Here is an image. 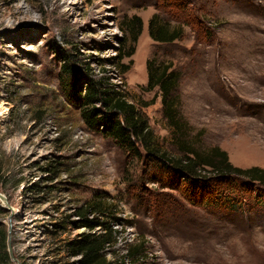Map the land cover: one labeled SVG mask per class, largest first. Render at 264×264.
I'll return each instance as SVG.
<instances>
[{"label": "rangeland", "instance_id": "1", "mask_svg": "<svg viewBox=\"0 0 264 264\" xmlns=\"http://www.w3.org/2000/svg\"><path fill=\"white\" fill-rule=\"evenodd\" d=\"M154 14L182 36L155 41ZM133 15L143 23L135 43L122 30ZM149 60L181 74L183 131L147 89ZM86 77L120 85L162 152L181 157V141L196 138L235 166L264 168V0H0V191L11 207L0 199V264H78L69 241L104 232L82 226L95 203L106 215L88 218L118 231L112 261L132 264L128 248L141 240L136 264H264V198L252 191L233 210L191 203L184 181L152 182L143 159L90 131L66 98L65 84Z\"/></svg>", "mask_w": 264, "mask_h": 264}, {"label": "trees", "instance_id": "2", "mask_svg": "<svg viewBox=\"0 0 264 264\" xmlns=\"http://www.w3.org/2000/svg\"><path fill=\"white\" fill-rule=\"evenodd\" d=\"M142 27V18L133 15L124 21L122 30L125 34L131 35L135 43ZM149 33L155 41L172 42L182 36L183 29L163 23L160 15L154 14L149 22ZM123 42L122 40L124 45ZM134 52V46L129 51L123 49L118 58L129 57ZM122 67L123 73H126L131 66L122 64ZM171 68L170 64L149 60L147 89L158 88L163 111L169 124L175 130L183 131L187 123L178 111L180 100L178 87L181 74ZM66 84L64 91L66 98L81 109V116L87 128L111 138L131 156L143 159L147 167L152 170V182L160 183L166 178L170 181L166 186L179 190L184 181L186 186L182 192L191 203L206 202L208 205L214 204L233 210H239L247 193L252 191L255 192L256 200L264 198L262 190L264 168L235 166L230 161L228 152L219 146L202 150L196 147V138H192L181 141L180 149L183 151L181 157H173L167 152H162L153 140L155 133L148 119L137 105L120 91V85L110 83L106 78L93 77H86L84 83L74 79ZM103 205L104 203H95L85 209L82 213V226L90 230L101 227L104 232L84 233L68 243L71 254L80 255L78 264H126L122 259L112 261L105 254L109 246L117 243L118 231L106 221L88 218V211L91 209L106 215ZM4 211L5 209L0 207V212ZM115 219L116 224H119L120 218ZM0 236L6 242L8 232L5 227L0 229ZM143 252L144 242L139 240L129 246L126 256L131 259L132 264H136L143 258Z\"/></svg>", "mask_w": 264, "mask_h": 264}, {"label": "water", "instance_id": "3", "mask_svg": "<svg viewBox=\"0 0 264 264\" xmlns=\"http://www.w3.org/2000/svg\"><path fill=\"white\" fill-rule=\"evenodd\" d=\"M0 199H3L5 201L7 206H4V207H7V208L11 209V207H10L8 201H7L6 196L1 191H0Z\"/></svg>", "mask_w": 264, "mask_h": 264}]
</instances>
